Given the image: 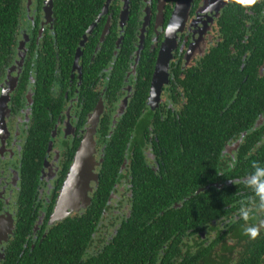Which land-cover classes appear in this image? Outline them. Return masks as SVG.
<instances>
[{
  "label": "flooded vegetation",
  "instance_id": "1",
  "mask_svg": "<svg viewBox=\"0 0 264 264\" xmlns=\"http://www.w3.org/2000/svg\"><path fill=\"white\" fill-rule=\"evenodd\" d=\"M45 1L0 10V264H264V0Z\"/></svg>",
  "mask_w": 264,
  "mask_h": 264
},
{
  "label": "clouds",
  "instance_id": "2",
  "mask_svg": "<svg viewBox=\"0 0 264 264\" xmlns=\"http://www.w3.org/2000/svg\"><path fill=\"white\" fill-rule=\"evenodd\" d=\"M258 2L259 0H235V3L249 8ZM251 167L252 172L243 178L242 183L252 195H246L241 199L238 217L245 222L242 226L243 234L255 240L264 228V165L253 161Z\"/></svg>",
  "mask_w": 264,
  "mask_h": 264
},
{
  "label": "water",
  "instance_id": "3",
  "mask_svg": "<svg viewBox=\"0 0 264 264\" xmlns=\"http://www.w3.org/2000/svg\"><path fill=\"white\" fill-rule=\"evenodd\" d=\"M187 2L190 3L191 0H181L180 6H184V5H186ZM45 3H46V5L49 4L48 6H50V7L53 6V0H46ZM177 12H178V11H177ZM178 15H179V13H178ZM162 70H163V68H162V66H161V67H160V70H159V73H158V75H157V76L159 77V79L162 78ZM90 142H92L91 139L89 140V142H88V141L85 142L84 148H83V150H81V152H80V154H79V156H81L80 159H82L83 154H85L86 156H88L87 150H88V148L91 147ZM79 163H80V160H79V162H78V165H79ZM76 169H78V167H77ZM75 173H77V172H74V174H75ZM67 188H68V186L66 187V189H67ZM66 189H65V190H66ZM66 201H67L66 193H64V197H63L62 200H61V206L59 207V209H58L59 211L57 212V213H61V214H62L60 217L67 215L66 213H67V209H68V208H67V206L65 205V202H66ZM62 212H63V213H62Z\"/></svg>",
  "mask_w": 264,
  "mask_h": 264
},
{
  "label": "trees",
  "instance_id": "4",
  "mask_svg": "<svg viewBox=\"0 0 264 264\" xmlns=\"http://www.w3.org/2000/svg\"><path fill=\"white\" fill-rule=\"evenodd\" d=\"M7 3H8V0H0V10H6V4ZM61 5L65 6L66 5V0H61Z\"/></svg>",
  "mask_w": 264,
  "mask_h": 264
}]
</instances>
